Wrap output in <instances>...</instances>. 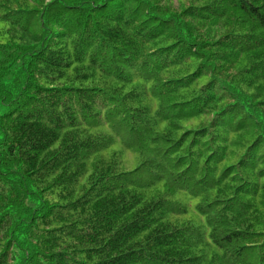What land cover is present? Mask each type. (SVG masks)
I'll use <instances>...</instances> for the list:
<instances>
[{
  "label": "trees",
  "instance_id": "1",
  "mask_svg": "<svg viewBox=\"0 0 264 264\" xmlns=\"http://www.w3.org/2000/svg\"><path fill=\"white\" fill-rule=\"evenodd\" d=\"M0 264H264V0H0Z\"/></svg>",
  "mask_w": 264,
  "mask_h": 264
},
{
  "label": "rangeland",
  "instance_id": "2",
  "mask_svg": "<svg viewBox=\"0 0 264 264\" xmlns=\"http://www.w3.org/2000/svg\"><path fill=\"white\" fill-rule=\"evenodd\" d=\"M112 148L121 150V155L123 156V159L125 161V163H124L125 169H131L132 167L137 165V162H138L137 154L134 153L133 151L129 150V149L123 148L122 144L119 141L116 140L113 143ZM185 201L187 202V205H188L187 217L196 218L198 223H204V217L199 215L195 210V205L197 203V199L190 197V198L186 199Z\"/></svg>",
  "mask_w": 264,
  "mask_h": 264
}]
</instances>
